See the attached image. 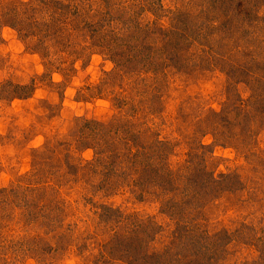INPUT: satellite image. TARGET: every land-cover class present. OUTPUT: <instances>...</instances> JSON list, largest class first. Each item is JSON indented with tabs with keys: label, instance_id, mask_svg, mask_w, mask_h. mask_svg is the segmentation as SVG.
<instances>
[{
	"label": "rangeland",
	"instance_id": "rangeland-1",
	"mask_svg": "<svg viewBox=\"0 0 264 264\" xmlns=\"http://www.w3.org/2000/svg\"><path fill=\"white\" fill-rule=\"evenodd\" d=\"M75 10L1 32L0 264H264V0Z\"/></svg>",
	"mask_w": 264,
	"mask_h": 264
},
{
	"label": "trees",
	"instance_id": "trees-1",
	"mask_svg": "<svg viewBox=\"0 0 264 264\" xmlns=\"http://www.w3.org/2000/svg\"><path fill=\"white\" fill-rule=\"evenodd\" d=\"M76 1L66 0L64 4H60L54 0H32L31 2L0 0V44L3 41L1 32L5 27L16 29L27 37L31 36L30 33H36L39 30L40 33L37 35H40L42 38V46L46 47V50H48V38L50 36L64 39L65 43L76 44L74 38L79 36V31L82 28L78 27V25L76 26V22L73 21L74 18L79 17V12L75 9H78L79 3L85 6L88 4L94 6L95 0H79V3L77 2L73 9L72 4H75ZM104 19L106 20V18ZM76 21L80 23V20ZM67 34L69 35L65 39V35ZM11 86L15 87L14 92L15 90L30 89L29 87H22L20 89L19 86L13 84ZM0 88L4 90L0 89L3 95H5L4 92L11 90L7 89L5 84L3 87L1 85ZM14 95L13 99L23 97L21 93H15ZM88 137H91V135H88Z\"/></svg>",
	"mask_w": 264,
	"mask_h": 264
}]
</instances>
